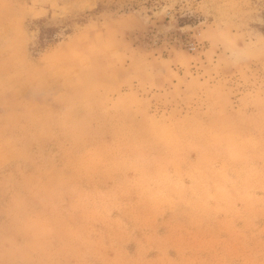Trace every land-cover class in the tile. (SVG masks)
<instances>
[{"label": "rangeland", "instance_id": "1", "mask_svg": "<svg viewBox=\"0 0 264 264\" xmlns=\"http://www.w3.org/2000/svg\"><path fill=\"white\" fill-rule=\"evenodd\" d=\"M23 1L47 44L104 31L124 37L134 61L198 56L192 68L224 49L232 82L264 103V0ZM176 115L148 135L119 121L79 177H53L45 210L6 201L0 264H264V110L241 132L199 102Z\"/></svg>", "mask_w": 264, "mask_h": 264}, {"label": "crops", "instance_id": "2", "mask_svg": "<svg viewBox=\"0 0 264 264\" xmlns=\"http://www.w3.org/2000/svg\"><path fill=\"white\" fill-rule=\"evenodd\" d=\"M36 10L0 0V215L12 214L4 208L9 200L17 210L51 206L53 177H79L87 153L100 150L122 119L146 125L140 135H148V124L162 131L175 123L176 110L198 102L206 118L236 119L237 132L263 117L258 92L249 101L229 77L224 49H209L217 58L192 68L198 56L185 66L177 55L134 61L124 37L104 31L58 35L47 44L28 27Z\"/></svg>", "mask_w": 264, "mask_h": 264}]
</instances>
